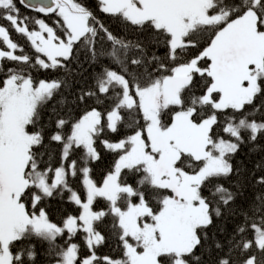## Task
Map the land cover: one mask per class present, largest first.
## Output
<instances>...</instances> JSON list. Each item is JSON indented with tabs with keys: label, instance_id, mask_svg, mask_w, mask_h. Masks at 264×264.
Segmentation results:
<instances>
[{
	"label": "snow or ice",
	"instance_id": "6c2138e0",
	"mask_svg": "<svg viewBox=\"0 0 264 264\" xmlns=\"http://www.w3.org/2000/svg\"><path fill=\"white\" fill-rule=\"evenodd\" d=\"M0 21V264H264V0Z\"/></svg>",
	"mask_w": 264,
	"mask_h": 264
},
{
	"label": "trees",
	"instance_id": "16d2710c",
	"mask_svg": "<svg viewBox=\"0 0 264 264\" xmlns=\"http://www.w3.org/2000/svg\"><path fill=\"white\" fill-rule=\"evenodd\" d=\"M89 2H90V3L92 4V6L94 7L95 0H89ZM21 13H22V14H26V15H37V14L34 13V12H31V11H28V10H26V9H23L22 7H21ZM48 22L51 23L50 20H49ZM0 23H3V21H0ZM12 39H13L14 41H16V42L22 44V45H25V47H26V49H27V44H26V41H25V39H24L23 37H21V36L15 34V33L13 32V33H12ZM110 159H111V158L109 157L108 160H106L104 163L98 165V167H97V169H96V175H97V177H99L100 175L103 174V171H104V169L106 168L107 163H108V161H109ZM104 251H105V252H108L109 249H104Z\"/></svg>",
	"mask_w": 264,
	"mask_h": 264
},
{
	"label": "water",
	"instance_id": "95a60500",
	"mask_svg": "<svg viewBox=\"0 0 264 264\" xmlns=\"http://www.w3.org/2000/svg\"><path fill=\"white\" fill-rule=\"evenodd\" d=\"M22 7V6H21ZM25 9V8H24ZM26 10H28V9H26ZM30 11V10H29Z\"/></svg>",
	"mask_w": 264,
	"mask_h": 264
},
{
	"label": "rangeland",
	"instance_id": "374dc122",
	"mask_svg": "<svg viewBox=\"0 0 264 264\" xmlns=\"http://www.w3.org/2000/svg\"><path fill=\"white\" fill-rule=\"evenodd\" d=\"M23 8V7H22ZM24 9V8H23ZM29 11V10H28Z\"/></svg>",
	"mask_w": 264,
	"mask_h": 264
}]
</instances>
